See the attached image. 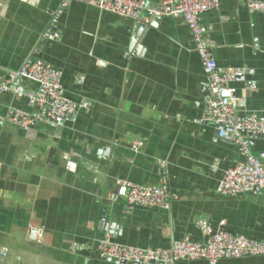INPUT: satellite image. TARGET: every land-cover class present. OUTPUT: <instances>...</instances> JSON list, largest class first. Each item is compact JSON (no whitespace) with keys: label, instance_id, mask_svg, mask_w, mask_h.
I'll return each mask as SVG.
<instances>
[{"label":"crops","instance_id":"1","mask_svg":"<svg viewBox=\"0 0 264 264\" xmlns=\"http://www.w3.org/2000/svg\"><path fill=\"white\" fill-rule=\"evenodd\" d=\"M62 2L0 0V84L40 59L61 71L62 95L74 106L61 123L21 130L3 118L10 107L43 117L46 108L26 96L37 85L21 80L0 94V264H119L98 257L99 239L166 248L198 240L201 221L264 242L262 194L218 193L241 156L235 144L213 142L214 126L201 121L208 82L184 20L139 25L76 1L56 15ZM200 24L220 70L246 69L229 83L238 114L264 115V14H250L245 0H221ZM251 147L264 161V136ZM161 161L178 196L169 211L108 200L122 181L158 184ZM217 264H264V256Z\"/></svg>","mask_w":264,"mask_h":264},{"label":"built area","instance_id":"2","mask_svg":"<svg viewBox=\"0 0 264 264\" xmlns=\"http://www.w3.org/2000/svg\"><path fill=\"white\" fill-rule=\"evenodd\" d=\"M73 1L139 25L154 18L184 20L208 82L202 98L201 121L214 126L213 142H231L238 147L241 156L222 174L218 193L221 196L242 197L259 191L264 198V161L254 155L251 147L252 138L264 136V115L238 114L235 109L238 99L229 83L238 76H244L246 69L220 70L215 64L213 46L205 38L200 24L201 16L216 10L221 0H161L152 6L143 0H63L55 14L63 13ZM245 6L250 14H264V0H245ZM18 79L37 85V92H28L26 96L34 106L44 107L47 111L43 117H36L15 107L8 108L3 119L14 128L31 130L45 123L57 124L74 112L73 104L60 89L62 73L52 65L40 59L26 60L18 69L9 72L0 84V94L10 91L13 82ZM139 147V141L132 145L135 152ZM159 167L158 184L122 181L118 183L116 192L109 193L108 200L112 203L122 201L131 209L169 211L178 196L170 189L166 162L161 161ZM198 230V240L184 236L173 240L166 248L155 249L118 244L106 235L97 241L96 254L101 259L119 264H176L180 261L217 264L220 259L264 256V242L230 233L224 221L215 225L201 221Z\"/></svg>","mask_w":264,"mask_h":264},{"label":"water","instance_id":"3","mask_svg":"<svg viewBox=\"0 0 264 264\" xmlns=\"http://www.w3.org/2000/svg\"><path fill=\"white\" fill-rule=\"evenodd\" d=\"M154 19H156V18H154ZM141 27V26H140ZM20 82V80L18 79V80H15L14 82H13V84H12V87H11V89H15L17 86H18V83ZM59 123H61V122H59ZM126 264H132V263H126Z\"/></svg>","mask_w":264,"mask_h":264}]
</instances>
